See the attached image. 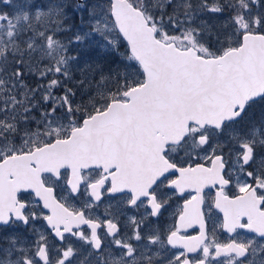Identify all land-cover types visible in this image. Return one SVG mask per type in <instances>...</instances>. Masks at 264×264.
Listing matches in <instances>:
<instances>
[{
  "label": "snow or ice",
  "instance_id": "obj_1",
  "mask_svg": "<svg viewBox=\"0 0 264 264\" xmlns=\"http://www.w3.org/2000/svg\"><path fill=\"white\" fill-rule=\"evenodd\" d=\"M0 264H264V0H0Z\"/></svg>",
  "mask_w": 264,
  "mask_h": 264
}]
</instances>
